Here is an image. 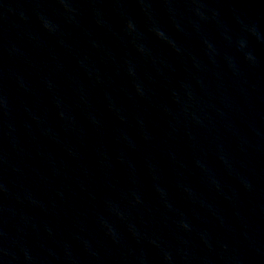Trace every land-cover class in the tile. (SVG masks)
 Returning a JSON list of instances; mask_svg holds the SVG:
<instances>
[{
  "label": "water",
  "instance_id": "water-1",
  "mask_svg": "<svg viewBox=\"0 0 264 264\" xmlns=\"http://www.w3.org/2000/svg\"><path fill=\"white\" fill-rule=\"evenodd\" d=\"M0 264H264V0H0Z\"/></svg>",
  "mask_w": 264,
  "mask_h": 264
}]
</instances>
